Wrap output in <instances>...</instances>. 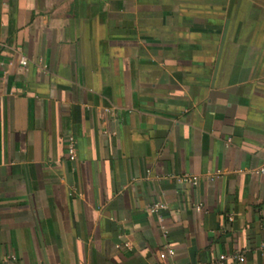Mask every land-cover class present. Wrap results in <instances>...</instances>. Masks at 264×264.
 <instances>
[{
	"label": "crops",
	"instance_id": "1",
	"mask_svg": "<svg viewBox=\"0 0 264 264\" xmlns=\"http://www.w3.org/2000/svg\"><path fill=\"white\" fill-rule=\"evenodd\" d=\"M262 246L264 0H0V264Z\"/></svg>",
	"mask_w": 264,
	"mask_h": 264
},
{
	"label": "built area",
	"instance_id": "2",
	"mask_svg": "<svg viewBox=\"0 0 264 264\" xmlns=\"http://www.w3.org/2000/svg\"><path fill=\"white\" fill-rule=\"evenodd\" d=\"M21 64L25 65L26 61L23 59L21 61ZM66 146H67V154H68L69 159H73L75 156V147H74V138L72 136H69L67 138ZM187 180L190 181V179H187ZM164 208H165V205L163 203H159V202H155V203L148 205V209L151 212H158L159 210L164 209ZM162 232H163V235L166 234V230L164 229V227H162ZM261 249L264 250V246H262ZM172 253H173L172 249L167 247L165 250L160 252L159 256H160V258H164L165 254L171 255ZM226 258H227L226 255H224V254L220 255L218 257V260L214 264H223V261ZM232 259H234L236 261H243L244 257L241 254L236 253L232 256ZM201 264H204V263H201Z\"/></svg>",
	"mask_w": 264,
	"mask_h": 264
}]
</instances>
